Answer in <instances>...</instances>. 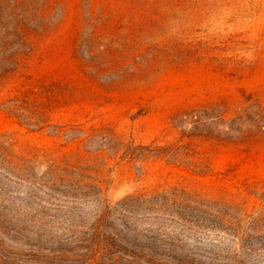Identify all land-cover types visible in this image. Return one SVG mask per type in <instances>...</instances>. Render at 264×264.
I'll return each instance as SVG.
<instances>
[{
  "label": "rangeland",
  "instance_id": "rangeland-1",
  "mask_svg": "<svg viewBox=\"0 0 264 264\" xmlns=\"http://www.w3.org/2000/svg\"><path fill=\"white\" fill-rule=\"evenodd\" d=\"M36 6L32 50L0 84V143L12 166L24 163L33 180L52 168L79 170L110 206L176 190L244 223L264 219V0ZM15 94L25 99L19 117L2 105ZM17 119H39L42 128ZM120 143L164 156L130 160ZM10 180L0 177V185L20 193L30 186ZM77 208L86 225L95 204ZM53 213L1 214L0 264H127L100 253L74 261ZM183 240L221 239L202 230Z\"/></svg>",
  "mask_w": 264,
  "mask_h": 264
},
{
  "label": "trees",
  "instance_id": "trees-1",
  "mask_svg": "<svg viewBox=\"0 0 264 264\" xmlns=\"http://www.w3.org/2000/svg\"><path fill=\"white\" fill-rule=\"evenodd\" d=\"M36 3L0 0V84L18 71L22 57L32 50L28 31L37 30L41 18ZM23 101L15 94L2 105L7 113L19 117ZM17 122L32 130L42 128L39 119ZM160 149L120 143L118 151L122 157L136 160L161 158ZM23 164L12 166L0 143V177L30 183L24 193L0 185V215L31 210L51 217L52 212L61 214L60 221L69 232L66 243L70 249L65 254L74 261L100 253L112 262L124 260L127 264H264V233L259 234V229L264 230V219L251 217L244 223L213 203L197 201L176 190L132 194L110 206L101 198L97 184L79 170L49 169L43 176L45 182L43 177L31 179ZM83 201L96 206L86 225L77 208ZM202 230L214 232L221 240L209 245L183 240Z\"/></svg>",
  "mask_w": 264,
  "mask_h": 264
}]
</instances>
